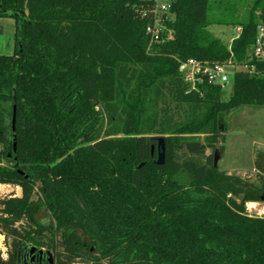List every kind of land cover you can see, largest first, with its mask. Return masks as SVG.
<instances>
[{
	"label": "trees",
	"instance_id": "1",
	"mask_svg": "<svg viewBox=\"0 0 264 264\" xmlns=\"http://www.w3.org/2000/svg\"><path fill=\"white\" fill-rule=\"evenodd\" d=\"M227 3L173 0L155 42L153 0H0L14 25L0 54V185L20 189L0 199V264H47L38 250L53 264H264V217L245 209L264 204V152L253 181L212 165L219 118L264 107V62L250 59L264 0L243 20ZM212 24L239 32L226 46ZM187 59L254 69L223 100L219 85L184 83Z\"/></svg>",
	"mask_w": 264,
	"mask_h": 264
},
{
	"label": "rangeland",
	"instance_id": "2",
	"mask_svg": "<svg viewBox=\"0 0 264 264\" xmlns=\"http://www.w3.org/2000/svg\"><path fill=\"white\" fill-rule=\"evenodd\" d=\"M231 3L235 9L237 19L243 20L252 5L253 0H224ZM227 3V5H228ZM225 9L217 6L211 10L210 19L216 21ZM172 19V16L168 17ZM208 31L223 44L229 46L232 39L236 36L235 27L226 25L212 24ZM13 34L14 25L9 19H0V54L11 55L13 53ZM227 71L229 69H226ZM185 83V82H184ZM189 86L187 83H185ZM222 88L224 92L222 99L228 98L231 90V81L229 80ZM218 126L225 129L224 153L218 160L217 168L226 174H233L247 178L255 179L253 170V158L255 151L264 152V107L261 108H242L223 115L219 118ZM202 139V136H199ZM206 151L205 154H208ZM7 186V187H5ZM20 196V189L11 185H0V199L6 196ZM264 207L263 203H259ZM38 217L42 221L48 220V217L41 211ZM6 242L4 236L0 235V253L5 251ZM3 257H5L3 255Z\"/></svg>",
	"mask_w": 264,
	"mask_h": 264
},
{
	"label": "built area",
	"instance_id": "3",
	"mask_svg": "<svg viewBox=\"0 0 264 264\" xmlns=\"http://www.w3.org/2000/svg\"><path fill=\"white\" fill-rule=\"evenodd\" d=\"M154 21L146 28V33L151 35L153 41L158 42L164 33L163 22L168 20L173 0H153ZM239 29H237V33ZM250 59L256 62H264V27L257 26V33L253 45L250 48ZM226 69H229L228 71ZM253 65L234 66L228 63H202L194 59H187L178 66L182 80L193 89L197 84L206 82L208 85H219L223 87L232 79L235 72L243 71L252 73ZM246 212L255 217H264V207L259 203L247 202Z\"/></svg>",
	"mask_w": 264,
	"mask_h": 264
},
{
	"label": "water",
	"instance_id": "4",
	"mask_svg": "<svg viewBox=\"0 0 264 264\" xmlns=\"http://www.w3.org/2000/svg\"><path fill=\"white\" fill-rule=\"evenodd\" d=\"M155 147V152H156V160L155 164L157 166H162L164 163V144L162 138H158ZM153 150V148H152ZM219 160V154L217 151L214 152L213 154V159H212V165L214 168L217 167V163ZM36 249L34 247L30 248L29 255L32 256L35 253ZM37 256L39 259H44L47 264H53V260L50 257L49 253H45L43 250H38L37 251ZM30 261H33V258L31 257Z\"/></svg>",
	"mask_w": 264,
	"mask_h": 264
},
{
	"label": "crops",
	"instance_id": "5",
	"mask_svg": "<svg viewBox=\"0 0 264 264\" xmlns=\"http://www.w3.org/2000/svg\"><path fill=\"white\" fill-rule=\"evenodd\" d=\"M237 29H239V27H235V32H237ZM237 34H238V33H237ZM237 34H236V36H237ZM236 36H235V37H236ZM235 37H234V38H235ZM16 196H18V195H16ZM261 205H262V204H261Z\"/></svg>",
	"mask_w": 264,
	"mask_h": 264
},
{
	"label": "flooded vegetation",
	"instance_id": "6",
	"mask_svg": "<svg viewBox=\"0 0 264 264\" xmlns=\"http://www.w3.org/2000/svg\"><path fill=\"white\" fill-rule=\"evenodd\" d=\"M31 257L34 259V255H32ZM31 257H30V258H31Z\"/></svg>",
	"mask_w": 264,
	"mask_h": 264
},
{
	"label": "bare ground",
	"instance_id": "7",
	"mask_svg": "<svg viewBox=\"0 0 264 264\" xmlns=\"http://www.w3.org/2000/svg\"><path fill=\"white\" fill-rule=\"evenodd\" d=\"M5 187H7V186H5Z\"/></svg>",
	"mask_w": 264,
	"mask_h": 264
}]
</instances>
